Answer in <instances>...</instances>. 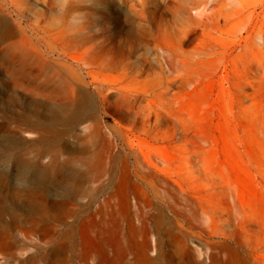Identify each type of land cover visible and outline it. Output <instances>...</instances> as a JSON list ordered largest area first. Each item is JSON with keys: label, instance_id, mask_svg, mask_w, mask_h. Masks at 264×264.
Masks as SVG:
<instances>
[{"label": "rangeland", "instance_id": "374dc122", "mask_svg": "<svg viewBox=\"0 0 264 264\" xmlns=\"http://www.w3.org/2000/svg\"><path fill=\"white\" fill-rule=\"evenodd\" d=\"M0 3L1 19L30 42L14 62L3 61L9 50L0 49V264L41 258L53 222L67 229L70 264H79L86 227L101 228L104 217L111 230L124 219L112 200V208L91 218L122 176L150 197V186L162 190V180H170L206 206L213 216L206 227L213 228L233 202L225 195L232 191L244 217L261 224L243 238L264 264V0ZM54 45L62 55L48 52ZM83 152L94 154L96 170L67 161ZM19 161L55 174L22 173ZM64 190L71 194L62 197ZM111 211L119 220L107 217ZM107 231L100 239L116 237ZM215 238L162 235V261L187 262L192 254L208 264L213 248L221 259L231 253L232 264H245L242 248ZM8 243L16 247L8 250Z\"/></svg>", "mask_w": 264, "mask_h": 264}, {"label": "bare ground", "instance_id": "6f19581e", "mask_svg": "<svg viewBox=\"0 0 264 264\" xmlns=\"http://www.w3.org/2000/svg\"><path fill=\"white\" fill-rule=\"evenodd\" d=\"M33 31H35V30H33ZM19 33H20V31H19ZM28 35H29V33H28ZM26 38L23 37V35L17 34L16 31L13 29V27L8 25V24H5V22L0 17V44L2 45V48H0V49L1 50L2 49L9 50L7 56L3 55L4 56L3 61L14 62L15 60H18L19 57L23 59L25 55L24 56L20 55V54H22V52L20 54H16V53H17V50L18 49L20 50L21 47L22 48H28V45L30 42L27 41L28 39H26ZM51 38H53V37H51ZM36 39H39V38L37 37ZM41 41H42V39H41ZM45 42H47V40ZM34 43H35V41H34ZM48 45H47V47H48ZM35 46H33V48ZM44 46H46V43ZM58 46H59V44H58ZM54 47H55V45L53 46V48L50 47L48 52L53 54V55L55 53L58 54L59 56L62 55L61 51L59 53L56 49L57 47L56 48H54ZM61 50H62V48H61ZM25 59H27V57ZM51 59L49 60L50 62H51ZM23 61H25V60H23ZM29 61H31V59ZM43 61H44V59H43ZM56 61L54 63H56ZM18 62H20V61H18ZM22 63H24V62H22ZM22 63H21V66H22ZM30 63L31 62H28L29 65H27V66H30ZM64 63L67 64V62H64ZM61 64H63V63H61ZM75 66H73L72 68L75 69ZM71 70H73V69H71ZM51 72L53 74V71H51ZM16 76H18V75H16ZM27 76H28V74H27ZM61 80H63V78ZM17 82H18V80H17ZM52 88H53V86H52ZM59 93L61 94V92H59ZM66 98H67V96H66ZM98 157L99 156H97V158ZM76 160H78L80 162V164L85 165L89 170H96L97 169L96 162H98V161H96L97 159L95 160L93 153L88 154V153L83 152V153H79L78 155L71 154V156H69L67 159L68 162H73V161L76 162ZM101 164H102V162H101ZM103 165H105V164H103ZM139 165H140V163H139ZM139 165H137V166H139ZM18 166H19L20 172L31 173L36 178L42 179V178H47L49 176L52 178L53 174H55V169H53L51 167H49V168H40V167L29 168L28 166H26V164L23 161H19ZM131 172H132V170H131ZM121 174L123 175V173H121ZM133 175L139 178V176L141 175V172L136 170V171H134ZM125 178L126 177H123V176L120 178L118 188H116L115 190H112V191L110 190L107 192L106 195L102 196V201L99 203V206L101 207L100 208L101 211L99 210V208L97 211H95V209H94V212L91 213L92 217L90 216L93 220V217L96 216L97 212L98 213L99 212H103V213L106 212L107 208H112L111 207L112 203H113V201H115V203L118 202L119 207H120L119 208L120 213L123 215L124 219L120 218L121 220L123 219L122 222H120V223L118 222L117 225H115L114 228H112L111 230H110V228L113 227L112 222L114 220H112V222H110V223H112V225L111 226L109 225L110 227L108 226L109 228H107L104 224L106 222H108L107 221L108 218H104L103 215H102L103 218H102L101 228L96 229L97 228L96 227L95 229H93L95 226L92 228L91 226L85 225V226H87L86 230H84V233L86 232V234L84 235V240H83V243L81 244V251H80L79 260H78L79 264H199L200 262L196 263L194 261L192 254H190L189 261H187V262H181L182 261L181 260V261L172 262V263L171 262L170 263L169 262L163 263V261H162L163 257L161 254V246H162L161 236L165 235V236L169 237V235L172 236L174 234L175 236L183 238V237H186L188 235H192V236L197 235L198 236L202 233H204L206 236H208L210 238H215L213 236L214 233L216 235L219 234L220 239H218V237L215 238V239H218V241H221L222 243L232 242L235 245H237L238 247L242 248L244 253L249 255V257H250V261L248 260L249 257L247 259H245V261H246L245 264H262L263 263L261 261L262 259L260 260L258 258L259 256L255 257L254 248L251 247L250 244L243 238V237H247L251 230H253L255 227L260 226L261 224L256 219H246L244 217L243 214H244L245 209H243V206L240 205L235 200V194L232 191L225 192V195L228 197H231L233 199V202L228 205V208H227L225 213L220 212V211L218 212V214H219L218 219L221 221V225L217 226L216 228H213V227H211V225L206 227V223L208 221L213 220V216L211 215L209 210L206 208V206L203 205L199 200H197L191 194L172 186L171 182H169L170 180L169 181L168 180H165V181L162 180V182L164 183V188L162 189L163 191L160 190V187L157 185L156 186H150L149 184L151 183L150 182L151 179L149 181L150 183L146 182V184L151 187L150 188L148 186V188H150V192L153 195V197H150L147 194V190L145 191V189L142 187V185L140 183H138L137 181L131 180L129 185H127V180H124ZM127 178L129 179V177H127ZM112 182H114V181L112 180ZM144 182L142 180V183H144ZM156 187H159V188H156ZM106 189H107V187H106ZM103 191H104L103 186H100L99 192L101 194H104L106 191L104 193H103ZM148 192H149V190H148ZM70 194H71V192L69 190H64L61 192L62 197H67ZM154 199L156 200L155 202H154ZM111 200H112V203H110ZM89 201L85 205L86 207L84 206L85 207L84 210L86 212H90V210H91L90 208H91L92 203H93L92 201H90V202ZM157 202H159V204ZM156 203H157V205H156ZM58 204H59L58 202H54L53 207H57ZM158 205H160L162 207H160ZM165 208H166L168 215H166L164 213ZM105 209H106V211H105ZM84 210H83V212H84ZM155 210H157V211L155 212ZM2 213H3V211L0 210V217H1ZM106 214L107 213H105L104 216H106ZM112 214H113V212L111 211L110 213L107 214L108 215L107 217H111ZM122 215H121V217H122ZM119 216L120 215H118L116 218L118 219ZM90 217H89V219H90ZM29 218L32 219L31 217H29ZM113 218H115V215L111 219H113ZM85 221H86V223L88 221V223H90V225H91V221L89 222L88 219ZM109 221H110V218H109ZM103 222H105V223L103 224ZM165 224L167 227L164 230L163 226ZM95 225H98V224L96 223ZM226 226H227V231H226V229H224ZM208 227L211 228L214 233H210V232L208 233L207 232ZM47 228H44L43 231L47 232L48 231ZM106 228H107V230L112 231L116 234V237L114 236V239H109V240L100 239V235H103L107 231ZM3 229L4 228L1 227V225H0V232L3 231ZM31 229H33V228H31ZM25 233H26V231H25ZM96 233H97V237H95L93 239V237H91V234L95 235ZM238 233H239V236H237ZM154 234H155V237H153ZM68 235L69 234H68L67 229H64L60 224H55L53 222L52 233H51V235L47 241V246L45 248L46 249L45 254L43 253L40 256L41 258H37L36 256L30 255V256L26 257L23 261L25 262V264H36V262L38 260L46 259L48 261V264H70L71 262H70V256L68 253V246H67ZM110 238H111V234H110ZM123 238H125V241L123 240ZM185 239H187V238H185ZM208 241H210V240L208 239ZM218 241H217V243H218ZM172 245H174V244H172ZM14 247H16V245H13L11 243H8V245H7L8 250H12ZM208 247H210V246H208ZM214 247H215V244H214ZM196 248H194V249H196ZM211 249L212 250L209 251L207 254L208 264H232L230 257H233V256L231 253H230L231 256L228 255L227 259L223 258V256L226 254L222 255V259H221L220 257H218L216 255V253H214L213 250H215V249H213V248H211ZM256 249H258V248H256ZM217 250H218V248H217ZM195 251L198 252L197 249ZM10 253L12 254L13 252H10ZM196 256H197V258L200 259V253H197Z\"/></svg>", "mask_w": 264, "mask_h": 264}]
</instances>
